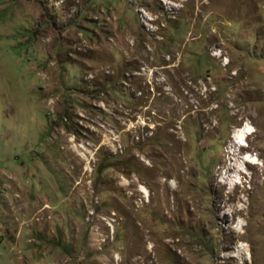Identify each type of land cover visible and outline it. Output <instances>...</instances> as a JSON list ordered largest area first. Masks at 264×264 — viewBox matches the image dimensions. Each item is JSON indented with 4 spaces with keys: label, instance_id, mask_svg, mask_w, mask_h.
<instances>
[{
    "label": "rangeland",
    "instance_id": "obj_1",
    "mask_svg": "<svg viewBox=\"0 0 264 264\" xmlns=\"http://www.w3.org/2000/svg\"><path fill=\"white\" fill-rule=\"evenodd\" d=\"M0 264H264V0H0Z\"/></svg>",
    "mask_w": 264,
    "mask_h": 264
},
{
    "label": "bare ground",
    "instance_id": "obj_2",
    "mask_svg": "<svg viewBox=\"0 0 264 264\" xmlns=\"http://www.w3.org/2000/svg\"><path fill=\"white\" fill-rule=\"evenodd\" d=\"M214 55H219V54H218V52H216V53H214ZM252 131H253V128L248 123L242 125L239 129L238 128L235 129L233 131V135H232L233 138H234V141H233L234 144H232V145H230L228 147L229 154H232V155L236 156L235 154L237 152V149H236V147L238 146L237 144L239 143V141H243L244 140V137L247 134L252 133ZM165 159H167V158H165ZM241 159H242L243 162L245 160L248 161V159L251 160V161H255L254 158H253V156H244ZM165 162H166L165 163L166 166L165 165L164 166L166 167L165 172H167V174H172V172L175 173L177 171V169L179 168V166H180V161H179L178 158H174L173 160H169L168 159V160H165ZM243 162H240V161L236 162V159L232 158V163L230 164V166H229L230 168L229 169H231V170L233 169L234 173L232 175L222 177L223 181L227 185L226 186L227 192H230L234 188L233 184L239 178L238 177L239 176V172H241L239 170V168H240V166L243 165ZM244 164H247V162L245 161ZM224 218H225V215L222 216V219H224Z\"/></svg>",
    "mask_w": 264,
    "mask_h": 264
},
{
    "label": "clouds",
    "instance_id": "obj_3",
    "mask_svg": "<svg viewBox=\"0 0 264 264\" xmlns=\"http://www.w3.org/2000/svg\"><path fill=\"white\" fill-rule=\"evenodd\" d=\"M241 146H244V145H241Z\"/></svg>",
    "mask_w": 264,
    "mask_h": 264
}]
</instances>
